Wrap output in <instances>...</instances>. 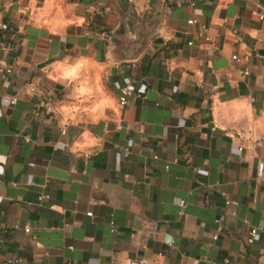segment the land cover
I'll use <instances>...</instances> for the list:
<instances>
[{"label": "crops", "instance_id": "crops-1", "mask_svg": "<svg viewBox=\"0 0 264 264\" xmlns=\"http://www.w3.org/2000/svg\"><path fill=\"white\" fill-rule=\"evenodd\" d=\"M133 259L264 264V0H0V264Z\"/></svg>", "mask_w": 264, "mask_h": 264}, {"label": "built area", "instance_id": "built-area-1", "mask_svg": "<svg viewBox=\"0 0 264 264\" xmlns=\"http://www.w3.org/2000/svg\"><path fill=\"white\" fill-rule=\"evenodd\" d=\"M206 28L203 27L201 32H200V36L204 35L206 33ZM233 59L237 60V57L236 56H233L232 57ZM247 72H244V75H246ZM129 96H130V89L127 85H123L119 88L118 90V97H117V102H118V105L120 107H124L127 105L128 103V99H129ZM155 157V156H154ZM43 197H46V196H43ZM43 197H40V199H42ZM180 205L182 206L183 205V201H180ZM88 216H90L91 214L88 213L87 214ZM24 231L25 232H29V227L28 226H25L24 227ZM258 231V228H252L249 233H248V238H247V242L248 243H252L253 241V238L255 236V234L257 233ZM216 238V236H214V239ZM129 264H148V262L146 260H130L129 261Z\"/></svg>", "mask_w": 264, "mask_h": 264}]
</instances>
